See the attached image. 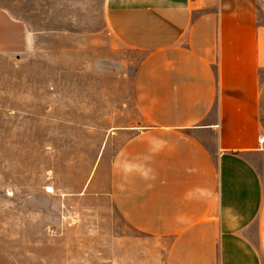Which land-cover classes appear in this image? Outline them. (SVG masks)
<instances>
[{"label": "crops", "instance_id": "1", "mask_svg": "<svg viewBox=\"0 0 264 264\" xmlns=\"http://www.w3.org/2000/svg\"><path fill=\"white\" fill-rule=\"evenodd\" d=\"M91 3L132 57L112 207L166 264H264V0H0V55L26 51L33 10Z\"/></svg>", "mask_w": 264, "mask_h": 264}, {"label": "rangeland", "instance_id": "2", "mask_svg": "<svg viewBox=\"0 0 264 264\" xmlns=\"http://www.w3.org/2000/svg\"><path fill=\"white\" fill-rule=\"evenodd\" d=\"M33 14L26 51L0 55V264H166L107 192L113 117L134 109L132 57L94 3Z\"/></svg>", "mask_w": 264, "mask_h": 264}, {"label": "built area", "instance_id": "3", "mask_svg": "<svg viewBox=\"0 0 264 264\" xmlns=\"http://www.w3.org/2000/svg\"><path fill=\"white\" fill-rule=\"evenodd\" d=\"M259 143H260V145L262 146V148H264V137H263V136H261V137L259 138Z\"/></svg>", "mask_w": 264, "mask_h": 264}]
</instances>
